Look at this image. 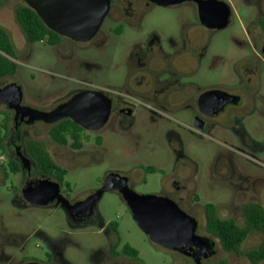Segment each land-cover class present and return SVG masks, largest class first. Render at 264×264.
<instances>
[{
    "label": "flooded vegetation",
    "instance_id": "flooded-vegetation-1",
    "mask_svg": "<svg viewBox=\"0 0 264 264\" xmlns=\"http://www.w3.org/2000/svg\"><path fill=\"white\" fill-rule=\"evenodd\" d=\"M8 1L14 7L13 14L18 7L27 5L26 0H0V8ZM157 7L179 12L176 35L165 37L154 28L144 30L143 19ZM230 26L240 28L251 48L256 67H261L257 70L258 84L253 79L257 76L256 69L242 66L245 58L236 61L240 68L235 71V83L226 79L225 68L219 69L213 64L216 58H226V28ZM60 37L59 41L49 45L56 47L57 53L64 45L70 51L73 47L102 50L111 45L116 52L121 51L122 63L120 66L116 64L110 79L106 76V80L101 81L100 76H95L94 82L71 91L48 109L29 105L23 96L17 107L12 106V100H0V202L17 215L28 210H48L50 215L58 213L62 219L55 237L42 229L24 236L19 231H9L3 223L0 226V264H72L65 255L68 237L72 232L91 226L99 228L104 235L102 247L112 264H143L139 251L123 241L116 222L104 223L94 206L89 209L79 205L96 190L86 194L75 191L68 180L73 164H69L67 152L72 149L54 140V137L70 139L71 133L56 129L64 122H75L71 118L46 122L30 114L26 108L50 113L80 92L98 91L110 103L108 120L96 131L78 125L82 129L80 135L99 133L112 118L119 130L128 132L137 121L147 117L151 120L150 109L154 108L167 113L172 121L184 127L188 126L179 118H190L195 131L212 133L220 130L226 131V136L232 133L242 145L241 150L254 151L257 143L251 136L248 123L264 114L261 84L264 73V0H109L107 15L90 40L78 42ZM13 53L15 62L18 55L15 45ZM80 66L90 67L92 64L84 61ZM11 83L20 86L13 80L0 89ZM40 127L46 130L44 140L36 132ZM160 128L172 158L166 169L148 165L146 171L160 173L161 192L157 195L169 198L194 218L197 235L202 225L195 215H204L205 222L204 205L207 204L202 208L197 205L201 200L196 192L198 186L211 188L219 179L226 188L229 200L226 203L234 207L235 215L243 216L244 206L248 204L264 206V193L260 190L263 179L258 173L245 169L236 171L233 164L226 161L224 169L215 167L199 175L196 163L185 154V144L175 128L169 125H160ZM38 144L62 170L61 173L45 164ZM101 144L102 140L98 139L97 145ZM117 174L125 178L126 185L132 189V177L124 172ZM204 229L206 231V223ZM31 237H38L43 244H35L33 248ZM207 238L214 242L212 250L194 247L185 254L161 246L148 237L153 246L177 256L173 264H217L220 249L214 238Z\"/></svg>",
    "mask_w": 264,
    "mask_h": 264
},
{
    "label": "rangeland",
    "instance_id": "rangeland-1",
    "mask_svg": "<svg viewBox=\"0 0 264 264\" xmlns=\"http://www.w3.org/2000/svg\"><path fill=\"white\" fill-rule=\"evenodd\" d=\"M13 8L10 1L0 8V26L9 32L17 49L18 55L15 62L18 68L13 77L0 79V87L13 80L18 81L23 99L29 105L41 110L48 109L71 91L86 87V83L90 81L94 82L95 76H100L101 81L106 80V76L110 79L116 64L119 63L120 66L122 63L121 51L116 52L111 45L102 50H96L93 47L88 49L73 47L71 51L64 45L60 53H57L56 47L46 44L29 45L14 20ZM179 20L180 14L176 9L157 7L143 19L142 25L144 30L154 28L167 37L170 34L176 35ZM221 36L223 37V34ZM242 58L246 59L242 66H251L256 71L261 69L260 66L256 67L257 63L252 58L251 48L240 28L230 26L226 28V58H216L213 64L219 69L225 68L226 79L229 83H235L237 82L235 71L240 68L236 61ZM84 61H89L92 66L81 68L80 64ZM120 69L122 70L121 67ZM258 71L257 76L253 77L256 84H258ZM261 84L264 91V73ZM263 91L262 94H264ZM150 111L151 120L147 117L137 121L128 132L119 130L112 118L99 133L87 132L82 135V149L77 151L71 148L72 150L67 152V160L70 165L73 164L68 180L75 191L86 194L89 191L98 190L108 173L124 172L132 177L134 192L159 194L161 192L160 173L158 171L149 173L146 167L148 165L162 169L169 167L172 153L160 132V125H169L175 128L184 142L185 154L196 163L199 175L215 167L222 170L223 163L230 161L236 171L245 169L258 173L263 179L260 190L264 193V114H259L255 121L248 123L251 136L257 143L255 146L257 149L251 151L241 150L242 145L232 133H227L226 136V131L220 130L212 133L195 131L191 127L190 118L186 116L179 119L188 127L172 121L167 113L158 109L151 108ZM1 123L0 117V127ZM36 132L40 133L39 138L45 139V129L40 127ZM98 139L102 140L100 146L97 145ZM217 180L211 188L198 186L196 192L201 200L197 205L202 208L205 203H214L220 217L234 218L239 225L243 226L244 217L235 215L234 207L226 203L229 201L226 188L219 179ZM94 208L104 223L118 224L123 241L139 251L143 264H173L174 259L177 258L175 254L152 245L148 237L139 229L118 192H105ZM48 212L50 211L28 210L17 215L14 210L0 202V226L5 223L9 231H19L24 236L36 229H42L55 237L56 229L62 223V219L58 213L50 215ZM195 217L202 225L199 235L214 238L204 229V215H195ZM263 236L259 232H252L243 242L241 250L245 252L257 248ZM214 239L220 249L217 257L220 260L217 264H250V261L242 254L223 253L218 239ZM29 240L33 248L35 244H43L38 237H31ZM67 241L65 255L72 264H112L102 247L105 237L99 232V228L91 226L79 232H72ZM259 264H264V261Z\"/></svg>",
    "mask_w": 264,
    "mask_h": 264
},
{
    "label": "water",
    "instance_id": "water-1",
    "mask_svg": "<svg viewBox=\"0 0 264 264\" xmlns=\"http://www.w3.org/2000/svg\"><path fill=\"white\" fill-rule=\"evenodd\" d=\"M26 4L51 31L78 42H86L95 35L109 8V0H26ZM22 96V89L16 83L0 89V100H12L14 107L19 106ZM26 109L46 122L71 118L82 128L96 131L107 122L110 103L101 92L84 91L50 113ZM107 191H117L121 195L139 229L151 241L185 254L194 247L207 250L214 247L210 238L196 234L195 219L175 202L154 194H138L117 173L108 174L102 186L79 205L95 206Z\"/></svg>",
    "mask_w": 264,
    "mask_h": 264
},
{
    "label": "trees",
    "instance_id": "trees-1",
    "mask_svg": "<svg viewBox=\"0 0 264 264\" xmlns=\"http://www.w3.org/2000/svg\"><path fill=\"white\" fill-rule=\"evenodd\" d=\"M14 19L22 31L26 42L29 44L42 42L52 45L60 40V36L41 21L37 14L27 5L18 7L14 12ZM14 44L6 30L0 27V79L16 74L18 65L14 59ZM57 130L71 133L70 139L56 138L60 144L68 145L75 150L82 147V130L71 121L64 122L57 126ZM40 155L45 159V164L51 166L57 173L62 170L53 162L48 154L38 144ZM206 212L205 223L208 234L218 239L221 248L226 252L242 254L250 261V264H259L264 261V236L261 243L255 249L243 252L241 246L252 232H259L264 235V206L248 204L244 206L243 226L238 225L232 218H222L218 215L216 206L212 203L204 205Z\"/></svg>",
    "mask_w": 264,
    "mask_h": 264
}]
</instances>
